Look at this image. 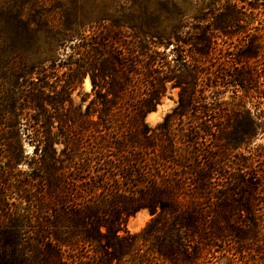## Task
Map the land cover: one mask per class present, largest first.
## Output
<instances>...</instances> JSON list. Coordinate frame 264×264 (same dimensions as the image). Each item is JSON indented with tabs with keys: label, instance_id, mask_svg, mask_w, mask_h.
Listing matches in <instances>:
<instances>
[{
	"label": "trees",
	"instance_id": "1",
	"mask_svg": "<svg viewBox=\"0 0 264 264\" xmlns=\"http://www.w3.org/2000/svg\"><path fill=\"white\" fill-rule=\"evenodd\" d=\"M244 7L252 10V20L258 17L251 0H215L194 18L205 26L186 32L181 19L169 24L176 8L133 6L124 9L126 20L110 24L113 12L102 10L99 31L88 35L81 24H55L36 5L0 12L10 88L0 125L13 131L7 136L15 140L7 144L13 165L22 161L14 148L22 147L20 130L31 129V122L44 129L26 140L35 155L40 152L29 164L37 170L32 182L38 191L23 185L20 196L36 206L38 240L28 252L22 240L10 241L5 228L0 264H199L201 251L215 242H231L243 262L250 254L264 259V171L259 175L244 160L233 172L210 166L216 159L204 146L213 144L218 161L264 132V111L241 110L247 95L264 99V73L251 63L264 57V40L247 39L239 26ZM125 25L128 36L121 33ZM40 30L68 51L47 67L30 55ZM237 37L244 40L239 38L236 52L222 54L232 65L213 74L201 68L221 51L218 41ZM85 78L92 99L83 110L73 93ZM169 90H178L176 105L149 130L145 118ZM228 90L240 109L216 100ZM206 97L211 102L201 107ZM56 146L64 147L65 162L55 155ZM195 151L206 156L200 167L193 164ZM63 163L70 183L62 180ZM142 210L150 221L139 233H128V218ZM78 250L86 255H76Z\"/></svg>",
	"mask_w": 264,
	"mask_h": 264
},
{
	"label": "rangeland",
	"instance_id": "2",
	"mask_svg": "<svg viewBox=\"0 0 264 264\" xmlns=\"http://www.w3.org/2000/svg\"><path fill=\"white\" fill-rule=\"evenodd\" d=\"M213 1L215 0H0V12L8 11L9 8H28L36 5L38 7L46 8L47 12L50 14L51 20L55 24L63 23L64 21H67L66 23L69 24L78 23L81 24V30H85V34L88 35L99 31V28L95 26V23L101 19L100 14L102 10L113 12V15L110 16L108 18L109 20L106 22V24H110L111 20H126L122 19L127 16L126 13L123 14V12H125L124 9L126 8L142 6L145 4L152 8L166 6L170 9H177V11H174V15H170L173 19L169 20V24H173L178 21V19H181L182 23H184L183 32H186L195 26H205L206 23H196L194 18H200L203 16L208 11L207 6ZM225 1L226 0H222V3ZM251 3L254 6H257V9L253 12H256L258 17L252 20V14L251 16H248L252 10H248L247 7H244L246 10L243 11L247 16L240 22L239 26L247 31V39L256 37L261 41L264 40V0H251ZM238 4L241 6L240 3ZM246 4L247 3H245V5ZM178 11L182 13V16H180ZM125 26V29H123L121 33L128 36V25ZM0 35H3V38L0 39V42H2L0 44V105H4L10 88L7 83L5 65L7 50L5 48L4 41L6 40V35L4 33H0ZM48 36L49 35L43 30L38 31L34 36L37 41L34 42L30 52V55L33 58L40 56L41 63H43L42 65L45 67L50 64L51 60L65 57L68 53V51H64L59 46H56V44H54ZM241 37L232 38L231 41H227L225 44L222 41H218V48H220L221 51L218 53L216 52V56H214L215 59H210L208 63L202 64L201 68H208V70L213 74L216 70L220 71L224 68V66L232 65L230 61L224 60L222 54L224 50L227 54H230L231 51L236 52L235 48H237L238 44L242 43L244 40ZM239 38H241L240 43ZM129 39L130 38H124L126 42H128ZM48 41L51 43H48ZM173 46L174 43L172 42L169 49H167V52ZM251 63L256 69L262 72V74L264 73V57L258 58ZM260 83L262 84L264 81H261ZM177 93L178 90H169L166 97H164L160 105L157 106L156 110L146 116L145 123L147 124L149 130L155 129V127L163 121V118L175 107ZM205 94L207 96L209 93L206 92ZM232 96L233 95L228 90L223 95H219L216 100L223 103L227 109H240L238 107V99H234ZM91 99V85L89 79L85 78L82 85L73 93L74 104H83L82 109L84 110L85 106ZM81 100H84L85 102L82 103ZM210 102V97H206L205 102L201 104V107L209 106L207 104ZM0 110L1 118L2 108H0ZM241 110L250 113V115H253L254 113L262 114L264 111V99L257 97L250 98L247 95V98H245L241 103ZM184 121L186 124L187 121ZM258 122H262V120H259ZM179 124L181 125L179 122L175 123V125ZM27 125L28 127L30 126L31 129L26 130L22 128L20 130L21 133L19 134V137L23 141L21 143V149L19 146L14 147L15 151L17 150L16 152L19 151L22 160L17 165H13V162L11 161L12 157L7 151L8 141L11 143L15 141L14 139L9 140L7 137L8 133H12L13 131L7 130L4 125H0V234H2L5 228L8 229L6 231L11 236L12 240L9 239L10 241L16 242L17 240V243H20L22 240L24 249L33 253L38 240L37 232L40 231L41 223L39 222L35 211V204L28 201L26 202L25 199H22L24 197L20 198V196L22 194L21 187L23 185L24 190L33 192L35 195L38 191L37 184L32 182L38 173L37 170L30 168L29 164H31L32 167L35 165L40 152L35 155L33 147L28 144V141L26 140L32 137L31 134H33V132H37V134L41 135V133L44 132V129L38 128L39 124L37 125L36 122L35 125L33 122ZM51 132H57L56 123L52 125ZM16 140L18 141V138H16ZM204 146L211 148L210 154L216 159V162L209 160L210 166H216L218 164L223 165L227 168L228 172H233L240 164H242V161L244 160L247 166H254L256 170L259 171V175L262 174L261 171H264V132L262 131H258L256 135L250 139L249 144H243L240 149L231 152L229 157L218 159V161L216 157L218 156V153L215 151L213 144L205 142ZM63 148V146H56L54 149L55 155L61 162H65V158L61 153ZM16 152L14 154H16ZM65 153L67 154V151ZM201 154L202 153L199 155L198 152L195 151L193 164L197 167L205 164L204 159L206 156L202 157ZM64 166L67 165L63 163L62 169L60 170V174L64 175L62 180L70 183L71 181L66 179L69 173L63 168ZM27 182L32 184V188L25 187ZM260 200L263 202L264 198L262 199V196H260ZM259 209L260 212L264 213V208L262 206H259ZM150 219L151 216L148 211L142 210L134 216L128 218L125 230L130 234H137L146 226ZM20 244H22V242ZM213 245L214 247H205L201 251L198 261L199 264H261L264 261V259H262V255L254 256V254H250L246 262L239 260L237 254L238 248L236 249L235 246L231 248V242H228L225 245L215 242ZM222 248H229V251L221 253L220 250ZM262 251L264 253V248H262ZM76 255L85 256L86 253L83 250H78Z\"/></svg>",
	"mask_w": 264,
	"mask_h": 264
}]
</instances>
